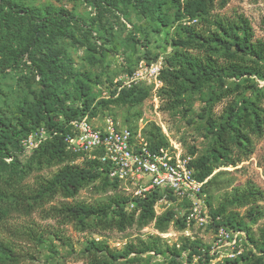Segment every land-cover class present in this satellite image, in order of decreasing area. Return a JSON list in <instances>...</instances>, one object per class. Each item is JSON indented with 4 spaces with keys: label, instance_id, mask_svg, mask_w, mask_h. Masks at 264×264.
Segmentation results:
<instances>
[{
    "label": "trees",
    "instance_id": "1",
    "mask_svg": "<svg viewBox=\"0 0 264 264\" xmlns=\"http://www.w3.org/2000/svg\"><path fill=\"white\" fill-rule=\"evenodd\" d=\"M90 1L102 14L98 17L103 22L106 12L127 0ZM131 1L158 22L155 26L158 32L160 25L167 27L172 23L166 4L174 8V21H180L182 33L172 41L181 50L167 59L168 68L160 75L169 99L176 102L184 92L199 90L211 82L218 83L219 88L210 97L209 110L231 98L220 116L209 112L213 143L191 165L197 171V178L202 181L208 178L205 192L213 216H221V224L246 231L255 247L261 245L257 253L249 251L218 264H264V227L257 237L247 221L258 222L264 218V206L260 203L264 200V190L248 181L233 187L216 208L212 206L210 192L212 187L221 185L218 177L223 171H215L249 160L255 153L256 139L264 136V90L257 88L254 95L241 97L246 91L254 90V76L264 79V39H255L251 21L244 15L230 18L215 12L225 8L230 0ZM76 24L81 25L83 40L69 29ZM94 29L93 23L82 21L64 8L49 5L42 9L23 0H0V70L31 69L40 84L34 100L25 99L13 116L0 115V264L35 260L49 233L69 242L61 229L48 230L34 221H17L21 217L31 218L36 212L45 219H57L61 225L72 224L79 231L123 232L134 225L142 229L151 223L160 232L168 231L171 225L181 231L187 228L185 217H176L174 211L157 214L156 206L164 198V191L154 189L137 197L118 192L121 182L110 177L108 168L100 160L89 159L84 153L67 147L65 138L72 130V121L87 115L96 117L99 106L134 109L149 96L146 86L123 85L113 88L108 98L96 102L89 92V84L77 79L69 53L59 46V39L64 37L74 44H87L89 50L96 51L99 45L91 39ZM229 76L236 77L238 82L226 85ZM21 79L28 83V76L22 75ZM74 79L78 80L79 87L71 97L63 91V84ZM142 115L143 111L137 110L127 116L126 126L136 131ZM40 128L47 130V139L32 152L27 151L22 140ZM142 133L153 149L169 145L155 122L149 123ZM80 158L82 162L77 163ZM53 167L57 169L52 175L38 174L33 182L29 181L35 172ZM90 186L99 192H117L94 203L53 204L58 196L75 199L81 190ZM167 199L172 201V195L167 193ZM132 203L134 207L130 210ZM241 208H246L243 215ZM183 250H188V264H211L214 259L210 254L211 245L190 237H183L182 245H170L159 235L138 236L123 250L104 240H92L86 246L85 256L89 264H121V259L124 264H142L143 255L155 251L172 255L174 259L169 264H181L175 258Z\"/></svg>",
    "mask_w": 264,
    "mask_h": 264
},
{
    "label": "rangeland",
    "instance_id": "2",
    "mask_svg": "<svg viewBox=\"0 0 264 264\" xmlns=\"http://www.w3.org/2000/svg\"><path fill=\"white\" fill-rule=\"evenodd\" d=\"M25 4L44 9L49 5L67 9L75 14L82 21L93 23L94 30L91 39L97 41L96 51L89 50L87 44H74L72 40L61 37L59 46L65 49L71 58L74 73L78 80L89 84V92L96 102L108 98L111 90L116 86H123L129 80V75L133 73L140 61L145 60L148 63L162 60L163 69L168 68L167 59L174 56L176 51H180L179 46L174 45L172 39L176 38L181 31L180 21H174V8L166 4L169 16L172 20L170 26L161 27L157 31L155 26L157 21L153 20L149 13H143L140 6L131 0L120 2L116 9L109 10L103 16V22L100 21L98 14L100 11L91 3L90 0H23ZM215 12L230 18H235L242 14L249 18L255 31V39H264V0H230L223 9H217ZM102 15V14H100ZM186 23V22H185ZM183 23V24H185ZM80 40H83L80 24L69 28ZM135 37L140 38L136 40ZM178 61L175 66H178ZM132 71V72H131ZM22 75L28 76V83L21 79ZM254 78V90H248L241 97L254 95L256 89L264 90V79ZM39 78L34 77L30 69H8L0 70V115L13 116L17 106L25 99L34 100L40 89ZM64 82L63 91L73 97L78 91V80ZM159 86L141 84L149 89L148 98L139 106L131 109L128 106L113 107L111 109H97V116L92 118L96 123H101L106 116H112L120 126H126L125 118L132 116L137 110H142V118L138 121V127L143 129L151 122H155L161 127L162 133L169 144L179 147L185 155H189L193 160L199 158L210 149L214 134L208 124L209 112L220 116L229 100L213 106L209 110L210 97L212 93L219 88L218 83H207L199 90H189L176 99L168 98V91L164 82ZM226 85H232L238 82L236 77H226ZM72 102L74 100L72 99ZM176 103V104H174ZM138 128V129H139ZM21 159H24L20 155ZM78 159L77 163H81ZM57 167L48 168L42 172H35L30 182H33L35 175H52ZM223 171L218 177L221 185L214 186L210 192L212 195V206L216 208L222 201L226 193L231 192L232 188L238 185H245L252 181L264 190V136L256 139V150L252 157L239 164L238 166L221 167L215 172ZM227 183H231L229 186ZM134 187L127 182H121L118 192L131 194ZM114 190L108 192H99L93 186L81 190L75 199H65L58 196L53 204L61 202L84 201L94 203L99 199H105L113 195ZM264 206V200L260 202ZM132 205L129 206L131 210ZM246 208L239 209L243 215ZM167 210L174 211L177 215L181 214V209L164 199L158 202L156 211L161 215ZM137 217V214H134ZM17 221L35 222L43 228L61 229L69 237V242L59 240L53 233L45 236V242L41 247V253L33 261H27L23 264H89L85 256L86 246L92 241H107L110 246L123 250L128 242L135 240L138 236L147 238L148 235H159L162 239L172 245L179 243L182 245L183 237L197 239L203 244H213L215 230L212 226L201 228L193 226L187 230H179L173 225L168 231H158L154 223L140 229L134 225L127 230L120 232L85 230L79 231L72 224L61 225L57 219L43 218L40 212H36L31 218H18ZM253 232L259 237L261 228L264 227V218L258 222L247 219ZM259 247L252 243L245 246L246 252H259ZM222 253L218 254L221 256ZM174 257L168 253L158 254L150 251L143 255L142 264H169ZM181 264H188V250H183L180 257L175 258ZM197 260V258H196ZM195 260V261H196ZM219 259L213 260L211 264H218ZM222 262V261H221ZM124 264V259L120 260Z\"/></svg>",
    "mask_w": 264,
    "mask_h": 264
},
{
    "label": "built area",
    "instance_id": "3",
    "mask_svg": "<svg viewBox=\"0 0 264 264\" xmlns=\"http://www.w3.org/2000/svg\"><path fill=\"white\" fill-rule=\"evenodd\" d=\"M162 70V60L151 63L142 60L124 86H139L146 82L159 86ZM71 127L65 138L68 149L100 160L112 179L134 187L130 196H144L151 190L160 189L165 192L162 200L167 199V193L171 194L173 200L170 202L181 209V214L176 217H185V230L193 226H212L215 230L210 250L213 260L234 259L246 253L245 246L251 243L246 231L221 224V216H213L205 192L208 178L203 181L197 178V171L191 165L193 158L179 147L169 144L153 149L142 133L143 127L135 131L120 126L112 116L96 123L87 115L72 121ZM47 137V130L40 128L29 133L22 144L32 152ZM131 205L134 207V203Z\"/></svg>",
    "mask_w": 264,
    "mask_h": 264
}]
</instances>
